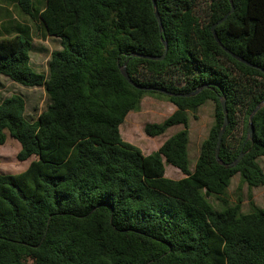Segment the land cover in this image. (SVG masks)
<instances>
[{"label":"trees","instance_id":"16d2710c","mask_svg":"<svg viewBox=\"0 0 264 264\" xmlns=\"http://www.w3.org/2000/svg\"><path fill=\"white\" fill-rule=\"evenodd\" d=\"M0 0L36 24L38 33L59 40L47 74L31 69L29 27L0 32V76L27 87L43 86L49 104L37 118H25V100H0V145L6 133L19 145L17 159L34 156L15 174L0 173V264H264V208L225 192L238 173L248 188L264 185L256 162L264 157V105L253 115L252 139L245 141L248 116L264 100V74L226 53L210 26L230 9L210 0L201 21L190 0ZM233 11L214 28L221 44L264 68V0H232ZM161 60L131 56L160 55ZM142 86L188 93L168 96ZM183 69V70H182ZM175 72L184 74L174 83ZM164 96L175 110L161 122L146 123L145 135L182 129L155 151L143 154L124 141L119 125L137 111L144 95ZM227 125L215 159L217 134ZM214 105L213 123L188 168L187 110ZM244 108V131L231 144L236 108ZM164 163L184 175H164ZM221 205L216 210L209 197ZM226 197V198H225Z\"/></svg>","mask_w":264,"mask_h":264},{"label":"rangeland","instance_id":"374dc122","mask_svg":"<svg viewBox=\"0 0 264 264\" xmlns=\"http://www.w3.org/2000/svg\"><path fill=\"white\" fill-rule=\"evenodd\" d=\"M210 0H190L201 21H207L208 4ZM12 20L17 23H27L31 35V50L29 64L33 71L46 75L48 71V61L51 51L60 49L59 41L56 38L42 37L36 28L37 23L28 20V16L17 13L16 9H11ZM12 35V34H10ZM183 70V69H182ZM184 74L175 72L172 76L174 83L183 82ZM19 94L25 100V118L33 121L39 113L49 104V97L43 86L27 87L11 81L5 76H0V100L11 94ZM173 109V110H172ZM174 111V105L166 100L164 96L157 94L144 95L140 100V107L137 111H129L124 121L119 125L121 138L136 146L143 154H149L162 144V142L182 129L181 125H175L167 128L162 134L154 137L145 135L143 127L146 123L161 122ZM244 108L237 106L236 119L237 126L233 132L231 144H237L244 131ZM214 105L211 101H206L196 108V110H187L188 115V133L189 140L187 146L188 168L193 170L195 158L199 152L201 142L207 137L208 130L213 123ZM19 143L6 133V139L0 145V173L15 174L24 170L28 163L35 157L32 155L27 159L20 161L16 155L19 151ZM256 162L264 172V157H257ZM164 175L171 179H177L181 172L176 167L164 163ZM227 200L236 202L240 199L241 212L247 213L251 210L249 196L252 204L257 208H264V185L256 188H248L241 181L238 173L230 180V184L225 192ZM225 197V198H226ZM213 207L219 210L221 205L215 197L208 198Z\"/></svg>","mask_w":264,"mask_h":264},{"label":"water","instance_id":"95a60500","mask_svg":"<svg viewBox=\"0 0 264 264\" xmlns=\"http://www.w3.org/2000/svg\"><path fill=\"white\" fill-rule=\"evenodd\" d=\"M151 1H152V6L154 8V16L156 18L158 27H159V29H162L161 20H160V17H159L158 12L156 10V3H155L154 0H151ZM228 1H229V4H230V9L223 15V17H221V19H219L218 21L214 22L210 26V30H211V33L213 35V38L218 43V45L221 46L222 49L226 53L230 54L234 59L240 61L241 63H243V64H245V65H247L249 67H253L255 69H258L261 73L264 74V68H261V67H259L257 65H254L252 63H249L244 58H242V57H240V56H238V55L230 52L226 47H224L221 44V42L219 41V39H218V37L216 35V32L214 30L215 26L217 24L221 23L233 11L232 0H228ZM163 48H164L163 49V52L160 55H148V54H135V53H132L131 56L140 57V58L149 59V60H161L165 56V54L167 52V48H168L167 43H166L165 40H163ZM119 72L123 76V78L130 85H132L133 87H135V88H137L139 90H142V91H156V92H159V93H161L163 95H168V96H172V97H175V96H192V95L197 94L199 91H201L203 88L206 87V85H201V86L197 87L194 91L188 92V93L172 92V91H169V90H166V89H163V88H159V87L138 85L128 75L125 64H123L122 66H119ZM220 105H221V108H222V111H223V121H222V124H221L220 129H219L218 134H217V143H216V148H215V154H214V156H215L216 161L218 163H220L221 165L233 167V166H235L240 161L241 157L243 156V151H240L239 154L237 155V157L232 162L224 163V162H222L219 159V157H218V150H219V145H220V139H221V136L223 134V131H224L226 125H227V111H226V107H225V99L223 97L220 98ZM262 105H264V100H262L259 104H257L252 109L251 113L248 116V125H247V130H246L245 141L252 139V135H253V132H254L253 125H252V118H253V115L255 114V112Z\"/></svg>","mask_w":264,"mask_h":264},{"label":"crops","instance_id":"0c3cea01","mask_svg":"<svg viewBox=\"0 0 264 264\" xmlns=\"http://www.w3.org/2000/svg\"><path fill=\"white\" fill-rule=\"evenodd\" d=\"M13 7L11 6H5V5H0V32H2L3 34H6L8 32H10L11 34H13L12 32L16 30V27L19 25L20 27L22 25L24 26H28L27 23H17L14 22L12 20V16H11V9ZM14 9V8H13ZM17 11V10H16ZM18 13V12H17ZM29 21L32 22V20L27 17ZM57 39V38H56ZM58 40V39H57ZM59 41V40H58ZM173 110V109H172ZM174 110H175V106H174ZM184 175L181 173V175L179 176V178H182ZM177 178V179H179Z\"/></svg>","mask_w":264,"mask_h":264}]
</instances>
